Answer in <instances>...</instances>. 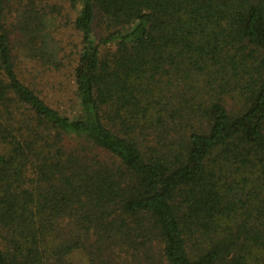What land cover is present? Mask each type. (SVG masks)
Returning <instances> with one entry per match:
<instances>
[{
  "label": "trees",
  "instance_id": "obj_1",
  "mask_svg": "<svg viewBox=\"0 0 264 264\" xmlns=\"http://www.w3.org/2000/svg\"><path fill=\"white\" fill-rule=\"evenodd\" d=\"M78 251L264 264V0H0V264Z\"/></svg>",
  "mask_w": 264,
  "mask_h": 264
},
{
  "label": "rangeland",
  "instance_id": "obj_2",
  "mask_svg": "<svg viewBox=\"0 0 264 264\" xmlns=\"http://www.w3.org/2000/svg\"><path fill=\"white\" fill-rule=\"evenodd\" d=\"M71 261L73 264H90L88 258L80 251L75 252L71 256Z\"/></svg>",
  "mask_w": 264,
  "mask_h": 264
}]
</instances>
